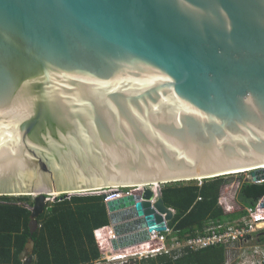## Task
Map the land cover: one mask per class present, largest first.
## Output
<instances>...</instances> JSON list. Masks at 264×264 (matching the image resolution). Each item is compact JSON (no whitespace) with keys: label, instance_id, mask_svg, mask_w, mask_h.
I'll list each match as a JSON object with an SVG mask.
<instances>
[{"label":"water","instance_id":"water-1","mask_svg":"<svg viewBox=\"0 0 264 264\" xmlns=\"http://www.w3.org/2000/svg\"><path fill=\"white\" fill-rule=\"evenodd\" d=\"M244 171L264 180V0H0V196L34 197L32 235L52 197ZM107 207L116 250L176 213L151 187Z\"/></svg>","mask_w":264,"mask_h":264},{"label":"trees","instance_id":"trees-1","mask_svg":"<svg viewBox=\"0 0 264 264\" xmlns=\"http://www.w3.org/2000/svg\"><path fill=\"white\" fill-rule=\"evenodd\" d=\"M197 181L162 188L165 203L176 211L169 226L181 237L194 234L207 220H222L228 211L227 205H220L227 183L224 176L203 179L201 186ZM93 192L62 194L50 201L33 235L29 228L33 196H0V264H23L20 254L30 238L35 241L32 264H94L108 248L111 221L104 195ZM263 196L264 182H243L236 202L250 206ZM131 264H225V249L211 246L176 260L159 255Z\"/></svg>","mask_w":264,"mask_h":264},{"label":"built area","instance_id":"built-area-1","mask_svg":"<svg viewBox=\"0 0 264 264\" xmlns=\"http://www.w3.org/2000/svg\"><path fill=\"white\" fill-rule=\"evenodd\" d=\"M198 181L201 186L203 179ZM243 182L260 184L264 180L253 182L250 176L248 179L236 181L234 184L238 186V190ZM146 187H151L156 194L158 188L162 191L161 184ZM127 188L130 187H113L95 192L103 194L107 204L128 195ZM224 190L225 194L220 198V205L228 206L224 218L222 220H207L203 227L197 229L194 234L181 237L179 234H175L169 226L165 231L150 232V239L145 242L116 250L112 243L116 236L111 225L108 248L103 252L99 264H129L132 260L149 259L159 255H169L176 260L190 252L200 251L211 246L224 247L225 264H264V209L262 208L264 196L256 204L243 207L237 205L236 202L238 191L236 194L232 193L228 189L227 183ZM84 193L90 192L75 194ZM92 193L94 192L92 191ZM233 214L238 216L231 219L230 216Z\"/></svg>","mask_w":264,"mask_h":264},{"label":"rangeland","instance_id":"rangeland-1","mask_svg":"<svg viewBox=\"0 0 264 264\" xmlns=\"http://www.w3.org/2000/svg\"><path fill=\"white\" fill-rule=\"evenodd\" d=\"M250 176H251V171H246V172H241V173H237V174L226 175L224 177L227 180L228 189L232 193L236 194V192L238 191V186L235 185L234 182H236V181L239 182V181H242L243 179H248ZM180 183L187 184V183H193V181L192 182L191 181H181ZM194 183H196V181ZM169 184H172V183L161 184V186L163 188V187H165L166 185H169ZM140 187H142V186H140ZM136 190H138V188H136V187H130V188H127L126 189V191H127L128 194H131L132 192H134ZM16 197H18V196H16ZM32 200H34V197L32 198ZM52 200H55V198L52 197V199L50 201H52ZM133 261H135V260H132L131 262H129V264H131Z\"/></svg>","mask_w":264,"mask_h":264},{"label":"bare ground","instance_id":"bare-ground-1","mask_svg":"<svg viewBox=\"0 0 264 264\" xmlns=\"http://www.w3.org/2000/svg\"><path fill=\"white\" fill-rule=\"evenodd\" d=\"M245 172H246V171H245ZM140 186H142V187L144 188V187H146L147 185H137V186H129V187H136V188L140 189V188H141Z\"/></svg>","mask_w":264,"mask_h":264},{"label":"crops","instance_id":"crops-1","mask_svg":"<svg viewBox=\"0 0 264 264\" xmlns=\"http://www.w3.org/2000/svg\"><path fill=\"white\" fill-rule=\"evenodd\" d=\"M102 257V256H101ZM102 258L98 259L97 261L94 262V264H99V261L101 260ZM33 263V262H32ZM24 264V262H23Z\"/></svg>","mask_w":264,"mask_h":264}]
</instances>
